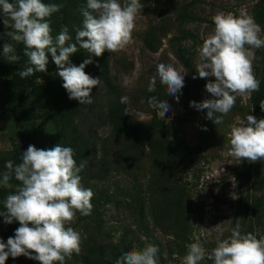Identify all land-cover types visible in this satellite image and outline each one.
<instances>
[{
  "label": "clouds",
  "instance_id": "1",
  "mask_svg": "<svg viewBox=\"0 0 264 264\" xmlns=\"http://www.w3.org/2000/svg\"><path fill=\"white\" fill-rule=\"evenodd\" d=\"M61 7L43 3L42 0H0V18L4 26L12 29L6 34L11 41L23 44L27 63L19 72L22 79L35 72H46L48 54H51L68 98L77 100L79 105L91 104L90 93L101 83V79L93 78L84 71L86 65L93 62L91 56L75 66L69 62L70 55L78 51L77 46L96 57L105 51L108 54L125 49L132 42L135 19L143 5L140 0H123V3L120 0H86L85 7L81 9L82 27L76 30L74 43H69L72 37L66 26L55 38L51 35L47 18ZM191 15L194 16L192 12ZM212 22L213 32L196 49L199 60L196 72L199 78H215L204 86L214 98H205L199 103L190 101V106L198 111L207 110L206 119L219 124L235 106L237 96L251 97V93L259 91L260 81L254 75L252 63L254 52L249 49L264 48V39L260 36V26L249 15L237 17L231 13H218L212 17ZM2 54L9 63H17L20 59L14 43H4ZM156 74L149 82L148 91H155L158 77L160 84L166 87L167 95L178 102L176 94L184 86V75L164 63L156 65ZM196 78L193 76V79ZM110 79L117 85L111 69ZM115 95L116 92L113 99ZM120 102L127 103L128 97L121 96ZM148 104L159 110L156 112L158 118L159 112L164 116L170 109L165 100L155 96L148 98ZM260 108L264 111V101L260 102ZM246 121V126L241 120L239 126L232 127L228 155L239 162L264 161V119L257 120L252 115H246ZM131 123L145 139L143 143L139 133L141 143L138 145H148V131L144 134L142 130L146 124L137 126ZM145 150L148 151V148L145 147ZM74 156L71 147L57 144L48 149H37L30 144L22 152L20 163L6 162L0 185L10 187L9 181L13 177L20 183L15 193H9L4 198L5 210L0 212V216L5 224L16 221L19 227L6 243L0 240V264H5L9 256L14 259L25 256L39 264H64L73 254L80 253L81 233L68 225L75 221L77 213L81 216L91 214L94 193L90 188L81 186L79 173L87 162L82 161L78 165ZM218 183L214 180L207 187L214 188ZM158 252L156 245L145 243L140 250L124 252L116 264H158ZM206 257L212 264H264V237L258 239L252 233L242 234L237 225L228 238L218 239L209 253L199 242L187 245L181 264H201Z\"/></svg>",
  "mask_w": 264,
  "mask_h": 264
},
{
  "label": "trees",
  "instance_id": "2",
  "mask_svg": "<svg viewBox=\"0 0 264 264\" xmlns=\"http://www.w3.org/2000/svg\"><path fill=\"white\" fill-rule=\"evenodd\" d=\"M9 2H13V0H9ZM42 2L62 5L58 12L47 18L52 29L51 35L55 38L62 27L66 26L69 35L72 37L69 43H74L76 30L82 27L81 9L85 7L86 0H42ZM195 3V0H191L176 8L177 15L173 19V25L174 28L176 27L175 24L178 25L176 27L177 34L170 37L169 45L173 48L176 58L180 60V63L191 75L188 87L192 90L205 91L206 99H212L214 97L207 93L204 87L207 82L203 78H199L198 73L192 67L191 58L185 57L186 49H182L181 46V42L189 38L197 42L196 37L183 27L189 20H202L191 15L190 10ZM248 15L253 17L260 26V36L264 39V0H255ZM0 24H3L2 18H0ZM11 30L10 27H0V122L5 126L7 125L6 127L10 131L9 139L11 143L9 150L0 152V178H2L3 172L6 171V162L12 160L14 165L20 163L22 152L26 151L30 144L37 149H48L60 144L74 150V159H76L78 165L82 161L87 162L85 168L79 173L81 186L83 187L85 175L91 178L97 177L93 171L91 161H89V152L95 150L96 145L95 141L89 140L92 138L90 137V127L84 119L89 115H94V111H98L96 115L98 119H101L105 125H109L110 137L118 141L116 142L118 146H123V150H119L123 156V161H133L136 157L135 154H130V156L127 153L129 151L139 152L143 145H138L141 143L139 131L130 121L126 103L120 102L121 96L117 85H114L110 79L107 51L100 57H96L77 46L78 51L70 55L69 62L75 66H79L91 56L93 62L86 65L84 71L93 78L101 79V83L94 87L90 93L93 102L79 105L77 100L68 98V93L62 87L63 80L57 74L59 69L53 62L51 54H48L46 72H35L23 79L19 76V72L26 66L27 57L23 55V44H15L6 35ZM166 35V25L162 22L150 27L143 34L142 41L148 50L154 51L158 37H166ZM4 43H14L16 54L20 57L17 63H9L2 54ZM198 43L202 44L203 41H198ZM58 54L59 52H57ZM254 75L260 81V89L251 93L248 115L260 120L264 119V111L260 108V102L264 101V48L254 49ZM193 76L197 78L193 79ZM114 92H116V95L113 99ZM153 96L159 100L168 101L166 87L160 84L158 80L156 81L155 91L149 92L147 89L142 95V104L151 115L150 122L142 127L144 134L148 131V145L145 144L144 147L148 148L150 179L146 184L139 183L138 186L132 187L125 194L124 201L122 200L135 231L129 229L131 226L129 228L125 227L122 235L115 243L97 236L98 233H93L102 226V212L98 206L104 207L113 200L108 192L100 190L91 199V214L81 216L77 213L75 226L82 236L81 251L78 255L73 254L70 260L66 259L64 264H116L117 259L124 252L140 250L145 243H152L158 247V264H171L172 261L181 263V258L187 252V245L193 243L194 238H192L191 232L194 213L198 214L195 219L200 218L201 213H199L197 206L193 213L191 203L187 197L186 187L179 183V180H175L174 185L163 187L165 179H174L177 175L176 172H179L176 166L165 172V162L184 164L191 159L193 152L185 145L180 131L173 130L165 124L156 115L159 110L149 106L148 98ZM97 103L102 104L103 108L96 106ZM236 107L237 105L231 110ZM236 109L241 110L238 107ZM203 111L207 112V110ZM82 115H84V127H86L87 135L78 124V118ZM174 116L178 120L181 119L178 112ZM40 129L46 131L49 129V135L43 137ZM107 147V140H102L98 152L102 153L103 160H105ZM143 149L146 151L145 148ZM194 153L200 155V146H197ZM119 163V161L114 160L111 164L112 170L117 171L121 165ZM261 167L262 161L249 163L241 174L243 184H248L253 176L254 184L251 188L258 192L262 190L264 185ZM159 181H163L160 187ZM19 183L13 177L9 181L10 187L0 185V212L5 210L3 207L4 198L9 193H15ZM148 191L151 195L150 198L146 196ZM154 194H157V196H154ZM159 194L161 195L160 200ZM263 200L264 193H261L257 198L243 197L242 195L238 198L235 204L234 219L241 217L242 223L248 222L243 230L240 229L242 234H254L256 226L261 224L264 212ZM114 204H118V201H115ZM250 211L255 214L254 217ZM3 220L4 218L0 216V240L6 243L10 236H14L19 223L14 221L12 224H5ZM150 224L166 235L165 244L155 241L153 233L149 230ZM89 227H92L93 232L89 230ZM136 232L138 236L142 234L146 239L140 241L139 238L135 242L137 237L135 239L133 235H136ZM129 233L130 236L127 239ZM85 236L86 238H83ZM197 242L204 246L201 238H198ZM212 249V244L210 247L206 246L207 253L211 252ZM165 252L167 254L166 258H164ZM204 261L201 264H212V261L208 260L207 257ZM5 264H39V262L25 256H19L15 259L9 256Z\"/></svg>",
  "mask_w": 264,
  "mask_h": 264
},
{
  "label": "rangeland",
  "instance_id": "3",
  "mask_svg": "<svg viewBox=\"0 0 264 264\" xmlns=\"http://www.w3.org/2000/svg\"><path fill=\"white\" fill-rule=\"evenodd\" d=\"M191 0H140L143 5L141 12L137 14L135 19V28L132 33V42L123 50L109 53L111 75L114 82L117 84L122 97H128L127 109L130 121L137 126H143L149 123L151 115L146 113L142 104V95L148 89L149 82L152 77L156 76V65L164 63L173 66L178 72L184 75V86L176 95L177 100L168 95L167 103L170 109L164 116L161 112L158 113L159 119L169 125L173 130H179L183 134L185 145L193 152L191 159L184 164H176L165 162L164 171L174 168L179 169L176 178L165 179L160 182V186H171L175 184V180H179L186 187L187 197L191 203L192 211L197 206L201 217L195 219L198 214L194 213L191 236L194 238L193 243L201 238L205 250L206 246L212 244L216 246L218 239L228 238L232 228L239 225L243 230L247 221L242 223V218L234 219L235 204L238 197L249 196L257 198L261 193H264V185L261 191L252 190L254 184L253 176L248 184H243V172L245 164H252L248 161L239 162L235 158L228 155L229 134L234 126H239L243 120L247 125L246 115L250 112V95L237 96L236 103L238 108L231 110L227 115L222 117L223 122L214 124L211 120L206 119V112L197 110L190 106V101L197 103L206 98L205 91L191 90L189 82L191 75L187 69L183 67L180 60L176 58L173 48L169 45V39L176 36L178 25H173V19L177 15L176 8ZM255 0H195V4L191 7V12L194 16L202 19L200 21H188L183 25L192 33L197 42L193 39H186L181 42L182 49H186L185 57L191 58L192 67L197 68L198 53L196 49L201 46L198 41H204L214 29L212 17L218 13L233 14L234 16L248 15ZM123 3V0H120ZM164 23L166 25V37L159 36L156 41V49L148 50L142 41V36L148 29L157 24ZM0 27H5L0 24ZM175 49V47H174ZM254 52V49H249ZM253 67L254 62L252 59ZM205 82L214 81V77L203 78ZM157 80L159 81L158 77ZM96 106L103 108L102 104L97 103ZM178 112L181 119H177L174 114ZM98 111H94V115L85 117L87 125L90 127L89 140L95 141V150H90L89 161L94 173L97 177L91 178L84 176L83 187L90 188L94 195L104 190L113 197L111 203L103 206H98L102 212V226L98 231L93 232L92 227L89 230L113 243L122 235L125 227L131 226L129 229L135 231L132 220L128 211L125 209L123 201L125 194L134 186L140 183H147L150 179V167L148 162V151L143 148L139 152L129 151L127 154H135L133 161H123V156L119 150H123V146H118L114 138L110 137V127L105 125L101 119L97 118ZM83 116L78 118V124L87 135L86 127H84ZM7 126V125H6ZM5 124L0 122V152L7 151L11 148L9 139L10 131ZM206 129V130H204ZM43 137L49 135V129H40ZM142 142H145L144 136L139 131ZM107 140V153L103 160V155L98 152L102 140ZM197 146L201 147L200 155L195 152ZM147 148V147H146ZM118 151V152H117ZM117 152V153H115ZM131 156V155H130ZM131 159V157H130ZM116 160L121 164L117 171L112 170V162ZM145 168V169H144ZM172 170V172L174 173ZM261 174L264 178V161H262ZM214 180H218V186L208 188L207 185ZM159 184V183H158ZM150 198V192L146 194ZM157 196V194H154ZM161 195L159 194V200ZM123 200V201H122ZM150 200V199H149ZM118 201V204H114ZM123 206V207H122ZM264 206V200H263ZM251 212V211H250ZM254 217L255 214L251 212ZM261 224L256 226L255 233L257 238L264 237V212ZM76 220V219H75ZM192 221V220H191ZM77 231L75 221L70 225ZM149 230L153 233L155 241L165 244L166 235L155 229L152 224L149 225ZM133 235V238L144 241L142 234ZM130 233L127 235L129 239ZM135 236V237H134ZM135 245V244H134ZM208 248V247H207ZM209 249V248H208ZM207 253V250H206ZM167 257L166 252L164 258ZM205 262V261H204ZM171 264H181L180 262L172 261Z\"/></svg>",
  "mask_w": 264,
  "mask_h": 264
}]
</instances>
